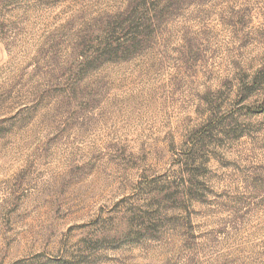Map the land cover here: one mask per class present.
I'll use <instances>...</instances> for the list:
<instances>
[{"label": "rangeland", "instance_id": "1", "mask_svg": "<svg viewBox=\"0 0 264 264\" xmlns=\"http://www.w3.org/2000/svg\"><path fill=\"white\" fill-rule=\"evenodd\" d=\"M0 264H264V0H0Z\"/></svg>", "mask_w": 264, "mask_h": 264}]
</instances>
